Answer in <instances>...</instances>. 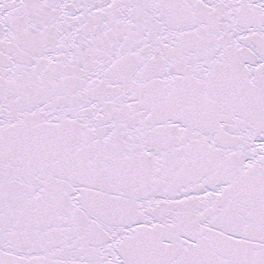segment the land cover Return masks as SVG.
Here are the masks:
<instances>
[{
  "label": "snow or ice",
  "instance_id": "snow-or-ice-1",
  "mask_svg": "<svg viewBox=\"0 0 264 264\" xmlns=\"http://www.w3.org/2000/svg\"><path fill=\"white\" fill-rule=\"evenodd\" d=\"M0 264H264V0H0Z\"/></svg>",
  "mask_w": 264,
  "mask_h": 264
}]
</instances>
